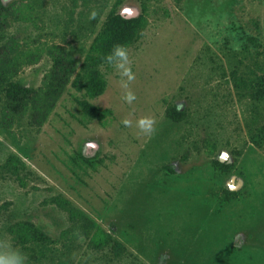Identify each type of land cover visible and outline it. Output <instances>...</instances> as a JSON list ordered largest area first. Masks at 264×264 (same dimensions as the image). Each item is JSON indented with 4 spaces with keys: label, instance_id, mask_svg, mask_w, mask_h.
Returning a JSON list of instances; mask_svg holds the SVG:
<instances>
[{
    "label": "rangeland",
    "instance_id": "1",
    "mask_svg": "<svg viewBox=\"0 0 264 264\" xmlns=\"http://www.w3.org/2000/svg\"><path fill=\"white\" fill-rule=\"evenodd\" d=\"M1 1L0 241L25 264H264V0ZM101 32L112 60L93 97L73 80ZM116 45L135 73L131 105ZM58 56L74 70L44 120L3 119L7 81L41 87ZM18 222L48 239L21 243ZM97 226L125 248L95 246Z\"/></svg>",
    "mask_w": 264,
    "mask_h": 264
},
{
    "label": "trees",
    "instance_id": "2",
    "mask_svg": "<svg viewBox=\"0 0 264 264\" xmlns=\"http://www.w3.org/2000/svg\"><path fill=\"white\" fill-rule=\"evenodd\" d=\"M9 8L6 7L0 0V29L7 25ZM117 23H122L124 20L119 16L113 18ZM136 22V21H135ZM133 22V23H135ZM114 25V24H112ZM115 28L111 25L108 32ZM105 34L101 32L92 42L90 51L84 58L79 71L76 73L73 83L78 84V88H84L86 93L90 96H97L102 93L105 87V80L99 72L98 65L104 61H108L109 54L112 53V47L104 41ZM114 40L120 43L124 40L121 36L113 33ZM3 49H0V83H2L7 76V66L9 62H4L7 59V54H3ZM110 52V53H109ZM9 53V52H7ZM64 57L58 56L53 59L51 69L46 75V80L41 87L36 89L28 88L18 82L7 81L6 96L9 99L8 110L4 113L3 119H11L14 117H24L28 111L36 113L35 123L42 121L45 118L46 111H48L54 104L55 100L61 94L64 84L67 82L69 75L73 72L71 64L63 59ZM9 59V58H8ZM84 108L94 115L101 116L99 111L94 105L87 101H82ZM38 109V111H37ZM41 109L43 111H41ZM41 111V112H40ZM55 203L58 207L67 211L72 217H81L83 221L92 226L91 220L86 215L77 209L68 199L64 197H56ZM11 231L15 233V237L21 243L27 242L29 235L38 241L41 239H48L47 235L42 233L39 229L35 228L32 223L18 222L11 226ZM92 241L95 246H104L112 243L120 249L125 248L121 242L115 240L109 233L103 231L102 228L97 226L93 233Z\"/></svg>",
    "mask_w": 264,
    "mask_h": 264
},
{
    "label": "clouds",
    "instance_id": "3",
    "mask_svg": "<svg viewBox=\"0 0 264 264\" xmlns=\"http://www.w3.org/2000/svg\"><path fill=\"white\" fill-rule=\"evenodd\" d=\"M94 15L93 13V16ZM114 55L119 60L116 67L122 78V95L120 99L124 103L131 105L137 100L136 94L130 88V83L135 79V73L132 72L127 50L122 45L115 46ZM108 59L111 62L112 58L109 57ZM121 123L125 127H133V121L128 118L122 119ZM134 126L139 133L144 135H151L155 132V120L152 117H139L136 119ZM26 260V255L21 253L18 249H14L9 241H0V264H25Z\"/></svg>",
    "mask_w": 264,
    "mask_h": 264
}]
</instances>
